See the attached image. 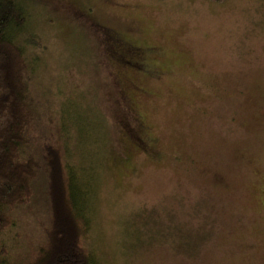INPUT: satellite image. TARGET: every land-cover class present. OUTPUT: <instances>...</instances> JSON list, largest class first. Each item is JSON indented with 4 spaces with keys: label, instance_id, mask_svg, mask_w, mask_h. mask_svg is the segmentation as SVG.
Masks as SVG:
<instances>
[{
    "label": "rangeland",
    "instance_id": "obj_1",
    "mask_svg": "<svg viewBox=\"0 0 264 264\" xmlns=\"http://www.w3.org/2000/svg\"><path fill=\"white\" fill-rule=\"evenodd\" d=\"M27 1L33 130L56 133L62 102L89 121L68 160L100 162L84 243L101 264H264V0ZM36 188L13 257L43 239Z\"/></svg>",
    "mask_w": 264,
    "mask_h": 264
},
{
    "label": "trees",
    "instance_id": "obj_2",
    "mask_svg": "<svg viewBox=\"0 0 264 264\" xmlns=\"http://www.w3.org/2000/svg\"><path fill=\"white\" fill-rule=\"evenodd\" d=\"M30 45L35 48L31 56L26 52ZM44 49L32 28L28 1L0 0V264H101L84 243L94 212L90 183L100 162L86 167L81 160L79 168L68 160L69 131L76 132L80 146L91 135L89 121L78 115L76 104L70 102L67 109L62 102L56 133L33 130L41 105L32 80ZM83 154L81 149L79 159ZM39 180L50 207L43 239L13 257L4 233L13 226L16 210L36 195Z\"/></svg>",
    "mask_w": 264,
    "mask_h": 264
}]
</instances>
